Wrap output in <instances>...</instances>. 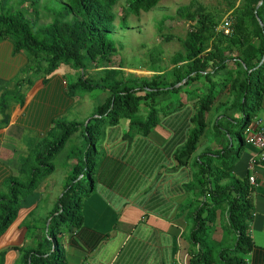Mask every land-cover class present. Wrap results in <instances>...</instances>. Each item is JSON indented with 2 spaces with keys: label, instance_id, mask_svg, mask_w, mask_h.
Instances as JSON below:
<instances>
[{
  "label": "trees",
  "instance_id": "obj_1",
  "mask_svg": "<svg viewBox=\"0 0 264 264\" xmlns=\"http://www.w3.org/2000/svg\"><path fill=\"white\" fill-rule=\"evenodd\" d=\"M117 1L64 0L59 9L45 8L52 19L35 26L37 0H0V39H8L13 53L23 51L27 58L20 74L44 76L59 64H65L76 70V78L64 88L67 96L74 97L93 88L108 93L85 122L53 120L45 136L22 158L17 176L6 178L4 190H0V234L14 219L20 200L52 172V159L68 137L79 130L83 143L72 153L75 163L47 214V225L44 220L40 237L18 248L17 264H64V235L81 227L80 204L97 178L95 145L103 124L127 118L130 132L147 134L159 114L174 112L182 102V94H189L187 98H195L189 117L191 128L175 155L177 162L185 164L207 125V111L227 89L229 98L216 105L222 108V116L213 126L216 136L229 138L228 127L236 123L233 114L238 113L240 121L235 130L238 144L232 154L227 143L212 155L203 153L192 160L199 201L192 203L189 214L192 225L185 239V264H246L243 256L251 247L249 185L246 178L231 174V166L261 98L264 60L257 64L264 50V1L255 12L259 0H221L222 6L211 9L198 0L177 6L175 14L188 21L184 36L176 37L182 50L170 57L169 70L161 72L162 67L150 65L146 70L158 73L140 78L132 74L124 77L122 66L112 64L116 49L109 34L114 28L112 9ZM158 1L126 0L117 25L124 27L128 14L147 11ZM25 2L29 4L23 9L21 5ZM25 10L32 12V19L26 18ZM166 17L161 16L158 23ZM89 66L99 68L97 78L86 76ZM21 80L16 82L19 84ZM24 81L27 86L31 83L28 75ZM22 100V88L0 93V124L8 121V104L13 101L21 104ZM221 122L225 124L222 126ZM214 231L222 233L220 241L212 239ZM229 238L231 243L226 242Z\"/></svg>",
  "mask_w": 264,
  "mask_h": 264
},
{
  "label": "crops",
  "instance_id": "obj_2",
  "mask_svg": "<svg viewBox=\"0 0 264 264\" xmlns=\"http://www.w3.org/2000/svg\"><path fill=\"white\" fill-rule=\"evenodd\" d=\"M26 62L23 51L13 53L11 42L0 39V93L22 88L23 97L21 104L14 101L8 104V121L0 124V190H4L8 176H17L19 163L28 150L45 136L53 120L63 119L76 98L64 93L68 84L65 74L76 73L72 67L59 64L44 76L28 72L31 83L27 86L26 75L20 74ZM19 78L23 81L18 84ZM226 90L215 105L229 98ZM107 94L106 91L102 100ZM181 97L177 110L159 114L147 134L130 132L127 118H119L115 124H103L95 145L97 178L80 204L81 227L64 235V264L186 263L185 239L192 225L189 214L192 203L199 201L193 182L192 157L203 153L212 155L225 143L213 128L214 140L209 146L201 135L185 164L177 162L175 155L191 128L189 117L195 101L192 96L187 98L182 94ZM221 109L220 106L213 109L218 113L215 122L222 116ZM254 114L253 119L264 122V77L259 105L252 117ZM208 117L206 124L209 125ZM16 127L27 129L29 134H17L18 130H12ZM247 133L250 132L247 130L242 135ZM255 153L256 148L244 142L231 166L234 176L247 179L252 175L254 179L253 184L248 183L251 247L243 256L246 264H264V163L254 160ZM69 160L72 165L75 163L74 156ZM45 187L43 181L39 182L30 195L20 200L14 219L0 234V264H17L18 248L40 237L44 220L45 226L49 220L47 214L53 206L50 203L55 202L54 197L42 201ZM105 213L112 214L106 222L95 219ZM113 215H116L115 221ZM221 234L214 231L212 239L220 241ZM231 239L226 242L231 243Z\"/></svg>",
  "mask_w": 264,
  "mask_h": 264
},
{
  "label": "rangeland",
  "instance_id": "obj_3",
  "mask_svg": "<svg viewBox=\"0 0 264 264\" xmlns=\"http://www.w3.org/2000/svg\"><path fill=\"white\" fill-rule=\"evenodd\" d=\"M63 1L64 0H37L36 4L34 5L38 12L35 26L46 24L52 19V14L45 10V8L49 7L53 9H59L62 6L61 2ZM189 1L190 0H159L147 11H140L137 15L128 14L125 19L124 27H119L117 22L118 17L123 11V7L126 5V0H118L116 2L112 9L115 14V19L113 21L114 28L109 34L116 49L113 54L112 64H119L122 66L121 68L123 70L122 72L124 77L128 76L129 74H132V76L138 78L149 77L152 74L158 73L146 70V68H148L150 65L162 67L163 70L161 72L167 71L172 67L170 57L176 51L182 50L181 44L179 41H177L176 37H183L185 31L188 28V21L178 17L175 14V8L179 5L187 4ZM198 1L209 9H211L212 6H215L216 8L222 6L221 0ZM28 4V2H25L21 5V7L24 9L28 6ZM228 11L229 9L225 11L224 15L221 17V22L228 14ZM25 13L26 18H33V14L29 10H25ZM163 15L167 16L166 19L158 23V20L161 19V16ZM68 18L70 19L71 15H68ZM98 72H100L98 69L95 70L94 68H90L88 71H86V76L96 78L99 75ZM32 74L36 76V74L39 73ZM65 75L68 83L72 82L76 78V74L73 73H66ZM105 95L106 91L101 88H93L89 92L76 95L72 107L64 116H62L63 119L76 122H85L96 105L102 103V99ZM184 95L188 97L189 94ZM214 108L216 109V105L215 103H212L210 109L206 113L207 117L209 116V125H206V130L201 137L204 143H208V146L210 142L214 140L213 124L218 115V113H214ZM255 115L256 114H254V116L251 118H255ZM239 117V114H237L235 117L236 123L228 127L229 138L225 135L224 143H228V145L232 147V151L230 152L231 154L234 152L233 150L238 144L235 130L237 129L238 122L240 121ZM12 130H18L17 134L23 133V136L29 134L27 129H20L19 127H16V129ZM78 131L68 137L63 147L51 161L53 170L42 180L46 186L44 188L42 199L44 202H47L53 197L54 200H56V198L61 194L65 176L72 168V161L69 159L72 157V153L75 151L76 147H79L80 144L83 143L81 140V135ZM245 143L246 145H249L248 142ZM192 159H194V157H192ZM83 181L85 183V177ZM84 186L86 187V185ZM50 204H54V202H51ZM105 208L109 210L108 207L104 206V209ZM108 215L111 216L112 214L109 213ZM108 215L107 213L103 215H97L95 216V219L100 218L101 223H104L109 217ZM115 218L116 215H113V221H115ZM109 220H111V218H109Z\"/></svg>",
  "mask_w": 264,
  "mask_h": 264
},
{
  "label": "built area",
  "instance_id": "obj_4",
  "mask_svg": "<svg viewBox=\"0 0 264 264\" xmlns=\"http://www.w3.org/2000/svg\"><path fill=\"white\" fill-rule=\"evenodd\" d=\"M224 32H227V29H224ZM248 130L247 134L243 135L244 142H248L256 148V153L254 155V160H258L264 163V122L260 119H250L245 132ZM244 132V133H245ZM253 176L250 175L247 177V182L253 184Z\"/></svg>",
  "mask_w": 264,
  "mask_h": 264
},
{
  "label": "water",
  "instance_id": "obj_5",
  "mask_svg": "<svg viewBox=\"0 0 264 264\" xmlns=\"http://www.w3.org/2000/svg\"><path fill=\"white\" fill-rule=\"evenodd\" d=\"M261 4V0H259L258 2H257V4L255 5V9H254V12H255V10H256V8L259 6ZM257 22H258V24L261 26L262 24H261V21L257 18ZM264 60V50H263V53H262V56H261V58H260V60H259V62H258V64H257V66L258 65H260L261 63H262V61ZM177 85V84H176ZM81 176V174L78 176V177H80Z\"/></svg>",
  "mask_w": 264,
  "mask_h": 264
}]
</instances>
